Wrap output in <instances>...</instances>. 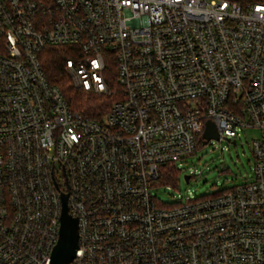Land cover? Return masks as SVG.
I'll list each match as a JSON object with an SVG mask.
<instances>
[{
  "label": "built area",
  "instance_id": "2783aa9c",
  "mask_svg": "<svg viewBox=\"0 0 264 264\" xmlns=\"http://www.w3.org/2000/svg\"><path fill=\"white\" fill-rule=\"evenodd\" d=\"M48 46L78 50L77 87L117 95L100 118L48 82ZM207 120L259 130L252 178L161 204L159 169ZM65 193L70 264H264V0H0V264L49 263Z\"/></svg>",
  "mask_w": 264,
  "mask_h": 264
},
{
  "label": "rangeland",
  "instance_id": "374dc122",
  "mask_svg": "<svg viewBox=\"0 0 264 264\" xmlns=\"http://www.w3.org/2000/svg\"><path fill=\"white\" fill-rule=\"evenodd\" d=\"M68 77L72 86L82 91L74 84L71 76L68 75ZM88 93L104 95L93 91ZM116 98L117 96L113 97V100ZM259 135L260 132L256 127H243L238 131L234 143L224 138L211 139L206 144L200 142L195 153L182 158L175 164L179 170L176 182L173 185H157L152 188V195L161 204H171L182 201L186 197L212 194L251 179L253 155L250 145L251 141ZM184 175H188L187 181Z\"/></svg>",
  "mask_w": 264,
  "mask_h": 264
},
{
  "label": "trees",
  "instance_id": "16d2710c",
  "mask_svg": "<svg viewBox=\"0 0 264 264\" xmlns=\"http://www.w3.org/2000/svg\"><path fill=\"white\" fill-rule=\"evenodd\" d=\"M78 50L71 46H48L45 47L39 54V59L43 66L45 76L48 82L57 86L65 96L68 104L72 109L87 116L89 118L98 119L108 110L113 102L115 94L97 95L88 93L86 90H79L72 86L70 79L65 71V62L67 59L76 58ZM107 83L108 86H117L114 79L113 67L107 69ZM199 141L198 145L200 144ZM199 148V147H198ZM157 183L158 184H174L179 176V170L174 164L168 163L159 169ZM229 188V187H228ZM220 189L212 194L222 192Z\"/></svg>",
  "mask_w": 264,
  "mask_h": 264
},
{
  "label": "water",
  "instance_id": "95a60500",
  "mask_svg": "<svg viewBox=\"0 0 264 264\" xmlns=\"http://www.w3.org/2000/svg\"><path fill=\"white\" fill-rule=\"evenodd\" d=\"M211 139H220L214 122L207 120L202 133V144L208 143ZM227 141L235 142L226 138ZM188 180V175H184ZM67 194L61 195V213L59 236L54 245L48 264H70L77 250V219L67 212Z\"/></svg>",
  "mask_w": 264,
  "mask_h": 264
}]
</instances>
